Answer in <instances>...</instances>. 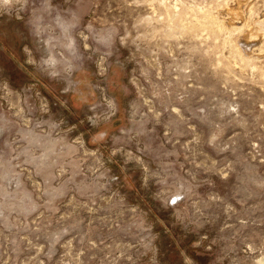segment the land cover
Instances as JSON below:
<instances>
[{
    "label": "rangeland",
    "instance_id": "1",
    "mask_svg": "<svg viewBox=\"0 0 264 264\" xmlns=\"http://www.w3.org/2000/svg\"><path fill=\"white\" fill-rule=\"evenodd\" d=\"M239 1L0 0V264H264Z\"/></svg>",
    "mask_w": 264,
    "mask_h": 264
},
{
    "label": "bare ground",
    "instance_id": "2",
    "mask_svg": "<svg viewBox=\"0 0 264 264\" xmlns=\"http://www.w3.org/2000/svg\"><path fill=\"white\" fill-rule=\"evenodd\" d=\"M245 6H246V3L245 2L239 1L236 4L235 7L226 8V10H223V11L218 12L215 15H213L214 17L213 16H208L207 17V20L209 22H205V23H206V26H209L210 27V26H215L216 25V26H218L222 30H224V29H226V30L227 29H230L231 30L232 28L238 26L239 24L245 26L246 30L242 34V36L240 37L238 43H239L240 47L245 51V53H247V55L248 54L251 55V54L259 53V51H261V48H264L263 47V43H264V33L261 31V25L258 24L259 22H262L263 20H261L259 22H251L250 20H248V17L246 16L247 12L245 14ZM201 13L203 14L204 12H201ZM199 16H200V12H199ZM213 18H216L218 20H221V22L223 24L222 25L218 24L217 23V20H214ZM221 18L224 19V21ZM201 23H203V22H200L199 19L192 20L191 25H189V26L186 25L187 27L185 29H197V28L203 27ZM204 28H205V26L203 27V29ZM206 28L208 29V27H206ZM212 29H214V28H212ZM208 30L210 31V29H208ZM227 31H225V32H227ZM226 39L228 40V38H226ZM253 52H255V53H253Z\"/></svg>",
    "mask_w": 264,
    "mask_h": 264
}]
</instances>
